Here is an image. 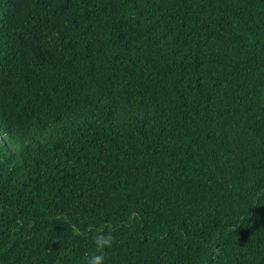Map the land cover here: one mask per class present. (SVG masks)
<instances>
[{
    "label": "trees",
    "instance_id": "16d2710c",
    "mask_svg": "<svg viewBox=\"0 0 264 264\" xmlns=\"http://www.w3.org/2000/svg\"><path fill=\"white\" fill-rule=\"evenodd\" d=\"M264 264V0H0V264Z\"/></svg>",
    "mask_w": 264,
    "mask_h": 264
},
{
    "label": "clouds",
    "instance_id": "9594fccd",
    "mask_svg": "<svg viewBox=\"0 0 264 264\" xmlns=\"http://www.w3.org/2000/svg\"><path fill=\"white\" fill-rule=\"evenodd\" d=\"M111 234H98L94 239V252L86 258V264H106L105 251L113 246Z\"/></svg>",
    "mask_w": 264,
    "mask_h": 264
}]
</instances>
